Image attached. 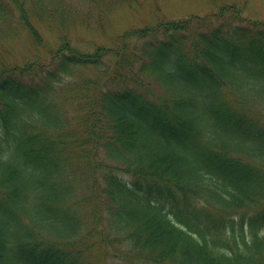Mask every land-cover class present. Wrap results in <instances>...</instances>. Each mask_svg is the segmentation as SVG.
<instances>
[{
  "label": "trees",
  "instance_id": "1",
  "mask_svg": "<svg viewBox=\"0 0 264 264\" xmlns=\"http://www.w3.org/2000/svg\"><path fill=\"white\" fill-rule=\"evenodd\" d=\"M82 1L0 0V264H264V19Z\"/></svg>",
  "mask_w": 264,
  "mask_h": 264
},
{
  "label": "rangeland",
  "instance_id": "2",
  "mask_svg": "<svg viewBox=\"0 0 264 264\" xmlns=\"http://www.w3.org/2000/svg\"><path fill=\"white\" fill-rule=\"evenodd\" d=\"M245 1L243 5V13L247 16L264 19V0H242ZM74 4L78 6L85 5V1L73 0ZM156 5L157 9L156 10ZM213 8L208 4V0H139V3L134 2L133 8L121 6L110 14V24L107 33L103 35L101 32L87 31L80 29V35L72 41L78 43L80 46H88L89 40L96 42H103L109 44L111 37L122 32L125 29L141 26L145 23L152 22L157 17L156 11L162 13L165 18H179L186 17L190 14L205 15ZM3 40L7 47L11 48L9 56H20L22 53L29 50V43L25 34L21 33L17 37H10L3 35ZM9 42V43H7ZM82 44V45H81ZM125 178H129L125 176ZM112 261H119V259L105 260L106 264Z\"/></svg>",
  "mask_w": 264,
  "mask_h": 264
}]
</instances>
